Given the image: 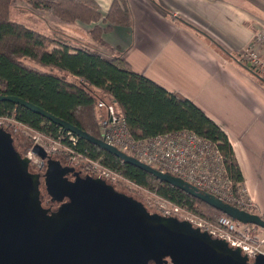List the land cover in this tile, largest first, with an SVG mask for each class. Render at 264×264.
Returning a JSON list of instances; mask_svg holds the SVG:
<instances>
[{
  "label": "water",
  "instance_id": "1",
  "mask_svg": "<svg viewBox=\"0 0 264 264\" xmlns=\"http://www.w3.org/2000/svg\"><path fill=\"white\" fill-rule=\"evenodd\" d=\"M0 101L28 108L233 219L264 229L258 213L162 172L35 103L2 94ZM32 151L41 158L44 173L31 170L30 159L0 127V264H264L263 254L251 259L187 220L153 212L106 179L82 175L53 158L39 144ZM42 183L51 200L61 203L54 211L43 204Z\"/></svg>",
  "mask_w": 264,
  "mask_h": 264
},
{
  "label": "trees",
  "instance_id": "2",
  "mask_svg": "<svg viewBox=\"0 0 264 264\" xmlns=\"http://www.w3.org/2000/svg\"><path fill=\"white\" fill-rule=\"evenodd\" d=\"M15 1L0 0V94L22 97L96 137H100L101 120L105 117V113L98 108L100 99L115 105L135 137L147 138L183 129L193 130L218 143L226 157L230 175L237 182H244L227 134L195 103L134 72L121 57L108 59L89 46H73L59 35L44 34L12 20L11 7ZM24 1L53 13L65 22L80 20L92 23L102 17L95 0ZM127 3V0L113 1L106 16L108 25L104 29L95 26L92 30L97 40H102V34L115 25L132 24L133 18ZM236 58L248 65L243 58ZM252 71L264 79L256 70ZM67 74L75 79H69ZM14 110L19 121L53 139H59L67 132L28 108L0 101V116H7ZM0 127L14 134L11 126L0 124ZM77 138L76 145L64 139V143L77 154L99 160L136 184L154 190L163 198L212 221L226 215L99 146ZM17 149L25 156L24 151ZM76 167L89 174L86 168Z\"/></svg>",
  "mask_w": 264,
  "mask_h": 264
},
{
  "label": "crops",
  "instance_id": "3",
  "mask_svg": "<svg viewBox=\"0 0 264 264\" xmlns=\"http://www.w3.org/2000/svg\"><path fill=\"white\" fill-rule=\"evenodd\" d=\"M95 1L98 22H65L20 0L11 19L41 33L57 31L108 59L121 57L134 72L195 103L227 134L246 193L264 214V80L236 58L264 28V0H127L132 24L113 26L102 40L92 30L108 25L114 0Z\"/></svg>",
  "mask_w": 264,
  "mask_h": 264
},
{
  "label": "built area",
  "instance_id": "4",
  "mask_svg": "<svg viewBox=\"0 0 264 264\" xmlns=\"http://www.w3.org/2000/svg\"><path fill=\"white\" fill-rule=\"evenodd\" d=\"M242 58L249 67L256 70L264 78V28L254 33L242 53ZM98 108L105 113V117L101 120L99 134L100 138L107 143L162 172L181 177L201 191L215 195L226 203L249 212L258 213L264 218V214L258 211L253 200L248 197L244 183L237 182L230 175L226 166V157L217 142L189 129L138 138L131 133L125 118L118 114L114 104H109L100 99ZM16 115L14 110L7 116H0V124L12 126L14 129H19V126H28L19 121ZM30 128L35 131L34 128ZM39 132H36L37 134L34 135L31 142L32 145L25 153V156L31 161V166L39 161V157L32 151L35 144H41L48 153H52L51 151L56 149L54 146L46 144L51 140H45L41 137V134L44 133ZM77 137L74 133L67 131L62 137L52 141L56 144L62 143L67 147L70 154H73L69 159L71 164L76 163L77 166H85L89 174L102 177L115 185L124 181L129 185L142 187L125 176L123 180H116L114 175H117L118 171L104 166L99 160L77 154L75 150L64 143V139H67L76 145ZM75 159H79V161H74ZM164 201L166 204L162 207L163 215L177 216L182 220H187L193 226L207 231L213 237L224 239L230 246L239 247L251 259L260 254L264 255L263 228L253 224H245L228 215L221 216L215 222L204 221L186 207L166 198Z\"/></svg>",
  "mask_w": 264,
  "mask_h": 264
},
{
  "label": "rangeland",
  "instance_id": "5",
  "mask_svg": "<svg viewBox=\"0 0 264 264\" xmlns=\"http://www.w3.org/2000/svg\"><path fill=\"white\" fill-rule=\"evenodd\" d=\"M20 1H24V0H20ZM24 2L26 4H28L26 1H24ZM28 5L32 6L30 4H28ZM12 9H14V5H13ZM25 11H27V9H25ZM47 34L59 35L57 31H52L51 33H47ZM59 36H57V37H59ZM61 38L63 40H65V41H68L66 39V37H61ZM67 76H68L69 79H75L74 76H72V75L67 74ZM102 112H104V111L102 110ZM12 130H13L12 132L14 134H11V135L14 138L15 146L17 145V147L21 151H24L26 153L27 150L32 145L31 142L33 141L34 135L37 134L36 132H38V131L37 130L32 131L29 126H19V129H14L12 127ZM41 137L44 138L45 140H51L49 142H46V144H48L49 146H54L56 148L55 150L51 151L52 153H49V154H51L53 156V158L61 160L66 165L76 166V163H72L71 164V161H69L70 157L73 156V154H70V152H69L67 147H65L62 143L61 144L54 143L52 140H55V139H53L52 137L50 139V137L48 135H46V134H41ZM56 141H58V140H56ZM39 145H41V144H39ZM38 159H39V161L37 163H35V165H33L31 167L35 171H40L41 173H44L45 172V166H42L41 158L39 157ZM74 161H79V159L78 160L75 159ZM81 163H84V162H81ZM87 164L90 165V163H87ZM84 168H86V167L84 166ZM116 174L117 175H114L116 180H123L124 176L121 173L117 172ZM70 177L71 178L74 177L72 173L70 174ZM109 183H111V182H109ZM111 184H113V183H111ZM116 184L117 185H115V184H113V185L117 189H119V190H121L123 192H126V193H128L130 195H133L134 197H136L137 199H139L140 201L145 203V205L148 206V208L151 211L159 212V213L163 214L162 213V210H163L162 207H163L164 204H166L165 201H164L165 198H163L162 196L158 195L154 190H151L149 188H145L143 186L141 188L137 187V186H132V185H129L127 182H124V181L118 182ZM42 193H43L42 201H43V204H44L45 207H54V209H55V207H58L61 204L60 202L51 200V197L48 194L45 185L42 186ZM194 214H196V216L198 218H201L204 221H212L211 219H208V218H206L203 215H200L198 213H194ZM213 222H215V221H213Z\"/></svg>",
  "mask_w": 264,
  "mask_h": 264
},
{
  "label": "flooded vegetation",
  "instance_id": "6",
  "mask_svg": "<svg viewBox=\"0 0 264 264\" xmlns=\"http://www.w3.org/2000/svg\"><path fill=\"white\" fill-rule=\"evenodd\" d=\"M77 169H78V168H77ZM31 170H32L33 172H36V173H41L40 171H35L34 169H32V167H31ZM81 171H82V170H81ZM81 174H82V175H86V173H84L83 171H82ZM69 178H70L71 180H74V179H75V177L71 178L70 175H69ZM43 185H44V183L41 184V188H42ZM48 208H51V210L54 211L57 207H55V209H54V207H48Z\"/></svg>",
  "mask_w": 264,
  "mask_h": 264
}]
</instances>
